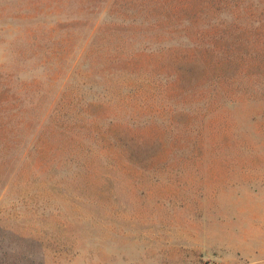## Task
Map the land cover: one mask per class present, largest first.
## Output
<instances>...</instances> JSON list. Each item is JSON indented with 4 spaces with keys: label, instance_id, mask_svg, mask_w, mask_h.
Wrapping results in <instances>:
<instances>
[{
    "label": "rangeland",
    "instance_id": "1",
    "mask_svg": "<svg viewBox=\"0 0 264 264\" xmlns=\"http://www.w3.org/2000/svg\"><path fill=\"white\" fill-rule=\"evenodd\" d=\"M0 264H264V0H0Z\"/></svg>",
    "mask_w": 264,
    "mask_h": 264
}]
</instances>
